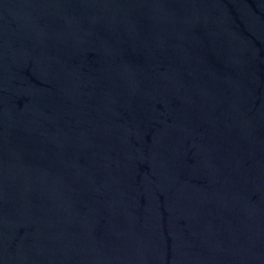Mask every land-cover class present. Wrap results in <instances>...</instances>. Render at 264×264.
Here are the masks:
<instances>
[{"label": "water", "instance_id": "95a60500", "mask_svg": "<svg viewBox=\"0 0 264 264\" xmlns=\"http://www.w3.org/2000/svg\"><path fill=\"white\" fill-rule=\"evenodd\" d=\"M0 264H264V0H0Z\"/></svg>", "mask_w": 264, "mask_h": 264}]
</instances>
